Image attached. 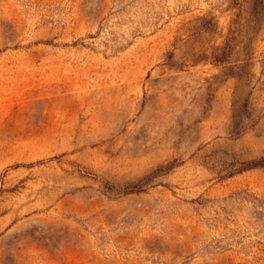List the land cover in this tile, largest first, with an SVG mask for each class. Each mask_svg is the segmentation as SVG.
<instances>
[{
	"label": "rangeland",
	"instance_id": "1",
	"mask_svg": "<svg viewBox=\"0 0 264 264\" xmlns=\"http://www.w3.org/2000/svg\"><path fill=\"white\" fill-rule=\"evenodd\" d=\"M0 264H264V0H0Z\"/></svg>",
	"mask_w": 264,
	"mask_h": 264
},
{
	"label": "trees",
	"instance_id": "2",
	"mask_svg": "<svg viewBox=\"0 0 264 264\" xmlns=\"http://www.w3.org/2000/svg\"><path fill=\"white\" fill-rule=\"evenodd\" d=\"M259 5H262V0H256ZM255 2V0H254Z\"/></svg>",
	"mask_w": 264,
	"mask_h": 264
}]
</instances>
